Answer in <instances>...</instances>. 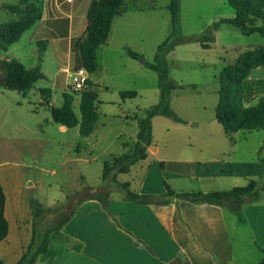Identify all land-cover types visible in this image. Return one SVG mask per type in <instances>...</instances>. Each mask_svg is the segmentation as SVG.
Instances as JSON below:
<instances>
[{"label":"crops","instance_id":"obj_1","mask_svg":"<svg viewBox=\"0 0 264 264\" xmlns=\"http://www.w3.org/2000/svg\"><path fill=\"white\" fill-rule=\"evenodd\" d=\"M0 1V26L18 20V16L9 13L4 6L17 4L20 0ZM92 2L93 0H37L41 19L24 33L20 42L6 52L0 50L1 60H19L27 69L34 68L41 60L47 84L38 87L37 83L26 93L19 92L28 102L30 112L38 111L36 103L31 101L32 97L38 99L40 107L50 111V107H56L54 98L57 91L61 90L63 98L69 92L70 77L66 71L76 68L75 45L86 34ZM153 10L152 5H139L133 9L127 8L115 18L108 42L97 51V69L93 76H89L101 103L97 126L102 122L101 110L105 105L116 107L111 117L122 124V131L116 139L120 145L119 151L108 153L104 166L111 163L113 158L133 151L140 133L137 116L145 117L147 110L151 108H142L143 98H151L153 106L160 102L158 74L129 54L131 50L146 61L151 58L143 50L140 40L143 32L146 36L145 22L154 16ZM230 14L227 18H232L235 12ZM222 27L215 33V40L210 43L209 49L196 43L198 47L211 50L219 40ZM160 45L161 43L153 52L154 58ZM183 45L187 44L178 45L165 56L174 54ZM260 46L264 45L238 49V58L242 52ZM111 51L120 53L125 62L123 72L118 76L120 83L115 88L103 73L115 61L111 59L108 62ZM26 60L31 65H26ZM47 60L53 63V72L49 75L45 72ZM202 66L205 68L208 64L203 61ZM152 71L156 74L153 75ZM221 72L218 73L219 80ZM217 78L215 74V80ZM175 84L182 88L172 92L170 104L184 123L164 116L155 117L154 142L148 148L147 159L133 166L129 173L120 174L118 180L129 182L131 189L140 194L156 196L167 192L165 182L177 193L231 191L238 187L233 179H240L241 186L248 185L251 180L262 182L264 131H240L232 138L227 136L216 119L219 102V88L216 87L213 88V99L208 98V102L204 101L193 107L200 110L199 113L183 115L178 107L184 110L190 108L193 102L188 96L179 93L192 89L200 94L209 89L199 84ZM244 90L247 106L256 104L264 96V67L250 73L245 80ZM8 91L10 90L0 88V112L4 111L3 100ZM123 91H135L138 95L136 98L123 100ZM116 94V101L112 105V101L106 99L105 95ZM76 101L80 107V97ZM208 108L214 112L208 114ZM77 114L80 116V111ZM104 117L108 119V115ZM50 123H54L51 111ZM59 127L64 132L70 130L60 124ZM38 133L36 125L27 118L0 119V183L6 194L5 216L9 222L8 236L0 243V260L5 264H17L32 243L35 203L54 209L68 201V196L56 197L44 192L43 184H47L41 177L36 181L30 177L32 170L38 168L34 162L32 164L28 161L27 154L36 157L39 149ZM81 150L77 148V152ZM259 154L262 156L258 157L260 163L255 168L258 169L252 167L254 170H251L250 164ZM103 173L101 182L94 186L81 176L83 184L73 192L86 186L100 187L103 184ZM252 173H259L262 177L257 180ZM125 175L127 177L122 178ZM258 189L259 199L252 201L247 198L239 212H232L218 205L176 198L166 205H140L127 200L125 195L112 196L107 207L96 200L85 201L64 226L63 239L56 238L49 251L40 257L38 264H255L248 263L244 257L238 260L234 230H237L240 237L243 232H247L250 242L262 254L261 262L264 257V191L259 183ZM243 228L246 230H242Z\"/></svg>","mask_w":264,"mask_h":264},{"label":"trees","instance_id":"obj_2","mask_svg":"<svg viewBox=\"0 0 264 264\" xmlns=\"http://www.w3.org/2000/svg\"><path fill=\"white\" fill-rule=\"evenodd\" d=\"M226 2L235 12L232 18H222L214 22L201 35L179 34L175 40L172 37L168 38L158 47L155 62L146 61L141 55L129 50L132 58L140 60L147 68L159 75L160 102L148 109L145 117L137 116L140 133L133 151L115 157L111 163L105 164L103 184L100 187L86 186L68 197L65 205L54 209H47L40 203H35L33 240L17 264H38L40 257L49 251L51 243L56 238L63 239V228L72 219L78 207L88 200L99 201L107 207L115 185L122 189L127 200L140 205H166L176 198L193 203L218 205L232 212H239L247 198L252 201L259 199L258 183L254 180L246 186L235 187L231 191L208 193H177L165 182L167 192L160 196L140 194L131 189L129 182L118 180L120 174L129 173L133 166L147 159L148 148L154 142L153 119L155 117L164 116L184 123L170 104L172 92L182 87L169 80V67L165 61L162 63L159 60L162 55L170 53L178 45L188 43H200L204 49H209L210 43L215 40V33L224 24L234 26L246 36L259 34L264 37V0H226ZM4 8L9 13L18 16V20L0 26V50L6 52L11 46L20 42L24 33L41 19V9L37 0H20L17 4L7 5ZM127 8L125 0H93L88 13L86 34L75 45L76 68H84L89 76L95 73L97 51L108 42L115 18L123 14ZM170 11L176 33V24L180 15L178 0H171ZM260 67H264V46L242 52L235 64L226 66L221 72L216 119L223 126L225 134L231 138L240 131H264V96L256 104L250 106H247L244 100L245 80L254 69ZM45 79L41 60L34 68L27 69L19 60L0 59V88L26 93L33 89L39 81ZM137 95L135 91L121 92L123 100L136 98ZM75 96V93L66 92L61 107H50L52 120L69 129L79 127L80 134L83 137H89L94 132L100 118L98 109L101 103L98 94L93 90V82L89 79L84 91L80 94V116L75 111ZM261 162L264 175V161L261 160ZM5 205L6 194L0 183V243L7 238L9 233ZM262 252L264 253V250ZM0 264L5 263L0 260ZM259 264H264V257Z\"/></svg>","mask_w":264,"mask_h":264},{"label":"rangeland","instance_id":"obj_3","mask_svg":"<svg viewBox=\"0 0 264 264\" xmlns=\"http://www.w3.org/2000/svg\"><path fill=\"white\" fill-rule=\"evenodd\" d=\"M178 1L180 15L176 24L177 32L175 33V26L172 22L169 9L171 0H125L129 9H133L139 5L153 6L154 10L152 11V15L154 16L145 22V26L148 29L145 27L146 36L143 32V36L140 40L141 46L144 48L143 50L147 51V54L151 57L149 59L150 62L156 61V58L153 57V52L159 43L163 44V41L168 39L167 37H172V39L175 40L178 38L179 34L184 36L201 35L214 22L222 18L230 17V12H234L233 9L229 7L226 0ZM218 37L219 40L212 46L211 50H203L199 48L196 43H189L183 45V47L181 46L170 56L162 55L160 59L158 58L160 62L163 63L165 61L167 63L169 67V80L173 83L199 84L209 89L200 94L195 93L192 89L179 93L180 95L184 94L188 96V99L193 102L190 108H184L183 110L178 107L179 111L185 116L188 114L194 115V112L199 113L200 110H195L193 107L199 106V104H202L204 101L208 102V98L213 99V88H220L218 73L222 71L223 67L237 62L238 49H246L251 45H264L263 36L259 34L252 36L243 35L238 29L229 24L222 27ZM110 54L111 56L108 62L111 59H115V61L111 65H108V71H104L103 73L107 77V80L110 81V84L115 88V86L120 83L118 81V76L123 72V65L125 62L120 56V53L111 51ZM203 61L208 64L205 68L202 66ZM25 63L28 66L31 65L27 60ZM51 71L53 72V63L47 60L45 72L49 75ZM152 74L155 75L156 73L152 71ZM215 74L218 76L216 80ZM45 80L39 81L37 86L39 87L40 85L44 86L47 84ZM68 82H71L70 79H68ZM99 87L100 86H98V88ZM60 91L61 90L57 91V96L54 98L56 107H61L63 105L64 98ZM81 93H75L74 107L77 113L79 112V103L76 101V98L80 97ZM114 97H117V94L105 95L106 99L112 101V105L114 104L113 101H116ZM23 98V94L19 93V91H8L3 100L6 106L4 104V111L0 112V119L12 120L27 118L32 124L34 123L36 125L39 132V142L37 143L39 149L36 152V157H33L32 154H27V159L32 164L34 162L38 169L32 170L30 177L34 179V181L41 177L40 179H43L47 184V186L43 184L44 192L56 197H71L75 194L73 190L78 189L80 184H83V181L80 179L81 176L85 177L88 184L92 186L98 185L101 182L104 169L103 163L109 156L108 153H116L119 151L120 145L116 139L122 131V124L116 118L111 117V113L116 107H107L105 105L101 110L103 114L102 122L98 124L92 135L83 137L78 127L64 132L60 129L59 124H49L50 111L40 107L37 98L32 97L31 101L36 103L38 111L37 113L30 112L29 104ZM152 106L153 102L151 98H143L142 108H149ZM209 112L214 111L208 108V114ZM104 115H108V119L104 117ZM32 147L33 144H31L30 148ZM78 147L82 149L80 152H77ZM261 156L262 154H259V156L257 155L254 157V162L250 164L251 170H254L256 164L260 163L258 157L260 158ZM252 167H254V169ZM254 173L252 174L255 179L258 180L262 177L259 173ZM238 176L241 177V175ZM125 177L127 176L125 175L122 178ZM233 181H236L238 187L241 186L240 179H233ZM258 183L263 189L262 191H264V178L262 182ZM113 190L112 196H124V192L117 185L114 186ZM262 198L264 199V195H262ZM242 230L246 229L243 228ZM233 235L238 260L244 257L248 263L258 264L262 258V254H260L250 242L247 232H243L240 237L237 230H234Z\"/></svg>","mask_w":264,"mask_h":264},{"label":"built area","instance_id":"obj_4","mask_svg":"<svg viewBox=\"0 0 264 264\" xmlns=\"http://www.w3.org/2000/svg\"><path fill=\"white\" fill-rule=\"evenodd\" d=\"M70 77V90L71 93H81L85 89V85L89 80V74L84 68H75L72 71H66Z\"/></svg>","mask_w":264,"mask_h":264}]
</instances>
